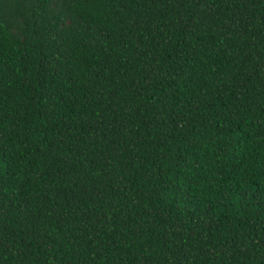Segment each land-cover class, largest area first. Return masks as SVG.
<instances>
[{"label":"trees","instance_id":"1","mask_svg":"<svg viewBox=\"0 0 264 264\" xmlns=\"http://www.w3.org/2000/svg\"><path fill=\"white\" fill-rule=\"evenodd\" d=\"M0 264H264V0H0Z\"/></svg>","mask_w":264,"mask_h":264}]
</instances>
